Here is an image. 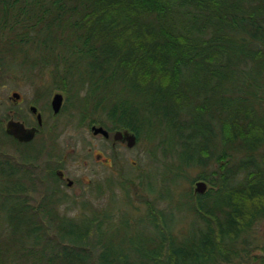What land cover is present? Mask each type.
<instances>
[{
  "label": "trees",
  "instance_id": "trees-1",
  "mask_svg": "<svg viewBox=\"0 0 264 264\" xmlns=\"http://www.w3.org/2000/svg\"><path fill=\"white\" fill-rule=\"evenodd\" d=\"M0 33V69L11 57L28 79L48 73L49 91L62 90L81 123L129 129L164 168L158 180L140 176V217L115 220L111 181L104 209L67 218L49 127V150L20 157L34 174L45 154L54 187L33 208L18 196L0 264L5 255L18 264H264L254 235L264 221V0H0ZM0 129L14 144L33 141ZM130 178L120 182L126 204ZM198 180L204 194L193 190ZM179 212L192 220L177 232Z\"/></svg>",
  "mask_w": 264,
  "mask_h": 264
},
{
  "label": "rangeland",
  "instance_id": "rangeland-1",
  "mask_svg": "<svg viewBox=\"0 0 264 264\" xmlns=\"http://www.w3.org/2000/svg\"><path fill=\"white\" fill-rule=\"evenodd\" d=\"M12 64L11 57H7L6 65L10 70L0 69V128L5 130L7 121L12 118L25 122L26 126L37 125L36 116L30 111V106L35 105L42 113L44 131L30 144L17 145L10 138L5 137L0 129V159H8L12 163L0 161V249L6 252L7 246H4V243L8 239L12 226L19 223L13 218L14 212L12 211L22 205L18 196L24 200L29 195L30 205L33 208L45 200L54 187L52 179H47L44 172L45 154L40 156L34 174L25 171L30 169L31 165L21 159L22 153L26 157H32L43 147L46 152L49 150L52 142L48 139L47 131L52 126L58 134L54 142L57 170L64 171L67 177L74 180L72 187H68L66 182L62 186L59 184L56 200L60 205V215L79 221L90 213L88 210L90 208L97 211L104 209L110 194L106 191V186L107 182L111 181L114 185L112 190L114 196L120 202V209L117 210L115 220L125 211L137 218L144 214L147 207L143 203V198H140L145 194L139 187L140 176L147 172L153 174V178L158 180L160 172L164 170L152 160L151 145L137 140L134 147H128L126 144L116 142L112 135L108 140L101 134L95 135L91 127L102 125L81 123L80 116L71 102L67 101L65 93L60 89L49 91L52 79L48 73L43 77L33 76L28 79L15 73L11 69ZM15 91L21 94V99L17 101L11 98ZM56 92H62L64 95V103L58 114H54L51 105ZM158 153L161 156V152ZM17 167L25 172L18 171ZM198 172V169H194L190 172V176L195 177ZM127 178L132 179L134 183L130 185V197L133 202L130 204L125 203L128 197L120 186V182ZM98 186L105 191L101 197H99ZM189 186V183H185L177 190V195L179 191ZM24 188L27 190L29 188L30 193H21ZM175 199L177 200L178 196ZM165 205V202H159L160 208ZM176 215L179 218L176 228L178 232L185 228L192 219L187 213L179 212ZM254 235L258 239L257 243L262 246L264 221L256 226ZM259 250L261 249H255V251ZM7 257V255L4 256L7 264H18Z\"/></svg>",
  "mask_w": 264,
  "mask_h": 264
},
{
  "label": "water",
  "instance_id": "water-1",
  "mask_svg": "<svg viewBox=\"0 0 264 264\" xmlns=\"http://www.w3.org/2000/svg\"><path fill=\"white\" fill-rule=\"evenodd\" d=\"M11 98L13 100L21 99V94L18 91L12 93ZM64 103V95L62 92H56L53 96L51 105L54 114H58ZM30 111L36 116L38 126H26L25 122L16 119H10L5 125V132L16 140L22 143H27L35 139L39 132V126L43 125L42 113L39 111L38 107L35 105L30 106ZM95 135L102 134L105 137H109V131L103 126L93 125L91 127ZM114 140L117 142L126 143L128 147H134L137 143V136L134 132L129 129L117 130L114 134ZM70 184L72 181L69 182ZM209 188V185L204 180H199L195 183V193L204 194Z\"/></svg>",
  "mask_w": 264,
  "mask_h": 264
},
{
  "label": "flooded vegetation",
  "instance_id": "flooded-vegetation-1",
  "mask_svg": "<svg viewBox=\"0 0 264 264\" xmlns=\"http://www.w3.org/2000/svg\"><path fill=\"white\" fill-rule=\"evenodd\" d=\"M40 130V129H39ZM108 130V129H107ZM109 131V133H110V135H109V137H105L104 135H102L104 138H106L107 140L111 137V135L113 136V139H114V134H115V132L117 131H110V130H108ZM7 134V133H6ZM7 135H9V134H7ZM9 136H11V135H9ZM12 137V136H11ZM12 138H14V137H12ZM118 142V141H117ZM115 143V142H114ZM121 144H126V143H123V142H120ZM56 174H57V182L59 183V184H61V186L64 184V182H66V184L68 185V187H72V186H74V180H72V179H70L69 177H67V175H66V173L64 172V171H62V170H57L56 171ZM70 181H72V183L70 184L69 182ZM60 188V187H59Z\"/></svg>",
  "mask_w": 264,
  "mask_h": 264
}]
</instances>
